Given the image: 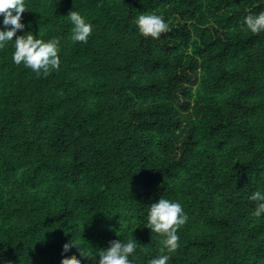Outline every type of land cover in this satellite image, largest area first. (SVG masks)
I'll return each instance as SVG.
<instances>
[{
  "label": "trees",
  "instance_id": "trees-1",
  "mask_svg": "<svg viewBox=\"0 0 264 264\" xmlns=\"http://www.w3.org/2000/svg\"><path fill=\"white\" fill-rule=\"evenodd\" d=\"M25 3L16 35L59 39L61 65L37 76L0 49V264H99L133 237L149 264L167 254L147 228L161 197L188 216L168 264H264V32L244 23L264 0ZM141 14L171 30L143 37Z\"/></svg>",
  "mask_w": 264,
  "mask_h": 264
},
{
  "label": "clouds",
  "instance_id": "clouds-1",
  "mask_svg": "<svg viewBox=\"0 0 264 264\" xmlns=\"http://www.w3.org/2000/svg\"><path fill=\"white\" fill-rule=\"evenodd\" d=\"M25 12H27L25 0H0V16L3 17V30H0V49L5 48L10 41L14 42V63L18 66L23 64L37 76L43 74L44 77H47L51 72L60 69V41L52 39L45 42L31 33L17 36V32L23 31L25 28V25L21 23L22 15ZM67 17L73 25L71 39L74 42L87 44L92 35V24L87 23L85 18L76 11H70ZM135 23L140 35L145 38L151 37L153 40L160 39L162 34L171 30L164 18L156 14H141ZM244 23L254 35L264 32V11L259 14L249 12ZM14 37L15 41H13ZM250 199L256 202L253 215L257 218L261 217L264 214V194L256 191ZM187 221L188 216L178 202L161 197L158 203L149 207L147 228L164 237L162 251L166 250L167 253L151 259L149 264H168L171 258L170 254L175 253L180 247L178 231ZM74 247L78 248L71 240L63 245V252L67 253ZM138 247L140 245L134 237L126 243L120 239L114 240L106 250L100 251L99 264H131L129 257L136 252ZM80 256L86 257V254L80 251ZM61 264H81V260L73 255L71 258H64Z\"/></svg>",
  "mask_w": 264,
  "mask_h": 264
}]
</instances>
